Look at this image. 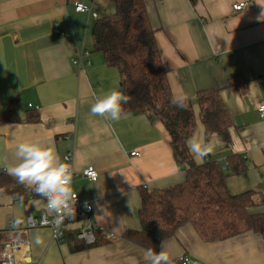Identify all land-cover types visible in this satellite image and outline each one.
I'll list each match as a JSON object with an SVG mask.
<instances>
[{"label": "crops", "instance_id": "1", "mask_svg": "<svg viewBox=\"0 0 264 264\" xmlns=\"http://www.w3.org/2000/svg\"><path fill=\"white\" fill-rule=\"evenodd\" d=\"M145 2L170 69L172 94L187 93L194 102L196 127L190 138L212 146L203 162L191 153L193 158L223 163L231 154L245 156L247 170L229 176L227 185L232 194L254 191L259 204L251 211L264 213V117L259 111L264 105V0ZM240 2L247 6L235 11L233 5ZM77 3L92 6L97 17L78 12ZM114 12L115 0H0V113L14 99L21 103L20 122L0 123V168L9 174L22 142L52 148L61 162L74 152L73 191L93 206L91 217L109 240L84 244L72 234H78L82 221L68 223L61 242L52 239L50 227L26 229L28 216L38 217L44 201L20 183L30 191L26 201L0 197V248L23 242L27 264H148L145 248L122 238L126 230L140 228V188H167L185 180L186 169L175 160L162 122L146 114L110 121L91 113L98 96L123 92L118 69L94 51V23ZM56 25L64 34L54 31ZM81 53L82 67L75 63ZM236 77L248 81L246 91L229 86ZM207 89H220L232 117L230 143L217 134L206 139L196 94ZM31 110L38 112V122L28 121ZM134 151L139 155H131ZM88 166L98 171L96 181L83 176ZM14 219L20 230L11 228ZM165 242L172 264L184 256L206 264H264V233L205 242L186 224Z\"/></svg>", "mask_w": 264, "mask_h": 264}, {"label": "trees", "instance_id": "2", "mask_svg": "<svg viewBox=\"0 0 264 264\" xmlns=\"http://www.w3.org/2000/svg\"><path fill=\"white\" fill-rule=\"evenodd\" d=\"M92 31L94 51L103 55L108 66L118 69L123 93L130 97L123 105L125 113L146 114L162 122L170 134L175 160L186 169L181 183L155 190L140 188V228L126 230L122 238L159 251L161 242L173 237L186 224H191L205 242L248 232L264 233V213L251 211L259 204L255 192L232 194L227 185L229 176L247 170L245 156L235 153L223 163L216 160L198 163L189 151L186 141L196 127L194 102L189 99L184 109L170 102L173 96L168 79L170 69L162 59L145 0H115V12L99 17ZM247 85L248 81L241 77L229 82L230 87H240L243 91ZM196 102L206 139L217 134L224 143H230L233 120L220 89L198 91ZM20 109L18 99L11 101L0 113V123L20 122ZM27 118L29 122H38V112L31 110ZM29 195L28 188L14 177L0 173V197L26 201ZM72 234L77 238V233ZM97 235L96 244L109 241L100 231Z\"/></svg>", "mask_w": 264, "mask_h": 264}, {"label": "clouds", "instance_id": "3", "mask_svg": "<svg viewBox=\"0 0 264 264\" xmlns=\"http://www.w3.org/2000/svg\"><path fill=\"white\" fill-rule=\"evenodd\" d=\"M189 99L187 93L173 94L170 102L184 109ZM129 100L130 97L122 91L110 90L96 98L91 113L110 121H119L127 115L123 105ZM186 143L189 151L201 162L212 152L211 145L196 138H189ZM15 156L18 163L9 168V174L46 200L50 212L74 216L77 194L71 187L72 170L61 162L54 150L40 143L22 142L17 145ZM141 251L148 264H172L165 241L161 242L159 251L152 248Z\"/></svg>", "mask_w": 264, "mask_h": 264}, {"label": "built area", "instance_id": "4", "mask_svg": "<svg viewBox=\"0 0 264 264\" xmlns=\"http://www.w3.org/2000/svg\"><path fill=\"white\" fill-rule=\"evenodd\" d=\"M247 6V3L240 2L233 5V9L235 11H241ZM76 10L78 12H83L88 15H92L97 17V13L93 10V7L90 5H86L83 3L76 4ZM54 31L59 34H64L60 30V28L56 25ZM83 53L79 55L77 59H75V63H78L79 66H83L82 63ZM259 111L262 117H264V105L259 107ZM131 155L138 156L139 152L134 151ZM206 158V157H205ZM63 163L67 164L69 168L72 170V179H71V187L73 185V179L76 175V171L74 168V152L69 151L63 156ZM5 172L4 169L0 168V173ZM83 176L88 178L91 181H96L99 177L98 171L94 166H88L82 171ZM73 191V188H72ZM32 193H35L31 189ZM74 192V191H73ZM76 193V192H74ZM77 194V193H76ZM43 199V198H42ZM44 210L38 217L28 216L26 229H33L37 227H50L52 229V239L57 242L63 241L65 237V226L68 223L82 221L83 225L79 229L77 237L86 245H94L98 240V232L100 228L92 219L91 214L93 211V206L90 203H83L80 201V198L77 194L76 198V213L74 216L63 215V214H54L50 212L47 208V201L44 200ZM10 226L12 229L20 230L21 224L18 219L11 220ZM108 239L112 237L111 233H107L106 236ZM20 241L15 240L12 243H7L0 248V264H27L25 251L22 247H19ZM23 252V253H22ZM175 264H206L196 259H193L189 256H184L176 259Z\"/></svg>", "mask_w": 264, "mask_h": 264}, {"label": "bare ground", "instance_id": "5", "mask_svg": "<svg viewBox=\"0 0 264 264\" xmlns=\"http://www.w3.org/2000/svg\"><path fill=\"white\" fill-rule=\"evenodd\" d=\"M19 247H22V249L26 252L27 246L23 242L19 243Z\"/></svg>", "mask_w": 264, "mask_h": 264}, {"label": "rangeland", "instance_id": "6", "mask_svg": "<svg viewBox=\"0 0 264 264\" xmlns=\"http://www.w3.org/2000/svg\"><path fill=\"white\" fill-rule=\"evenodd\" d=\"M76 223H78V222H76Z\"/></svg>", "mask_w": 264, "mask_h": 264}]
</instances>
